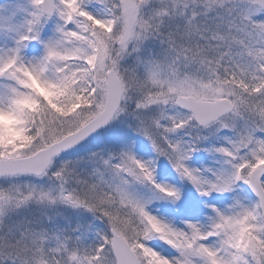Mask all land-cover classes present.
Listing matches in <instances>:
<instances>
[{
    "label": "snow or ice",
    "instance_id": "snow-or-ice-1",
    "mask_svg": "<svg viewBox=\"0 0 264 264\" xmlns=\"http://www.w3.org/2000/svg\"><path fill=\"white\" fill-rule=\"evenodd\" d=\"M0 264H264V0H0Z\"/></svg>",
    "mask_w": 264,
    "mask_h": 264
}]
</instances>
